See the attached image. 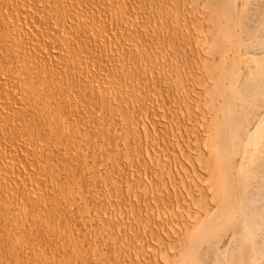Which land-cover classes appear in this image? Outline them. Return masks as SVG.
I'll return each mask as SVG.
<instances>
[{
	"label": "bare ground",
	"instance_id": "bare-ground-1",
	"mask_svg": "<svg viewBox=\"0 0 264 264\" xmlns=\"http://www.w3.org/2000/svg\"><path fill=\"white\" fill-rule=\"evenodd\" d=\"M143 1L0 0V264H264V0L180 61Z\"/></svg>",
	"mask_w": 264,
	"mask_h": 264
},
{
	"label": "rangeland",
	"instance_id": "rangeland-1",
	"mask_svg": "<svg viewBox=\"0 0 264 264\" xmlns=\"http://www.w3.org/2000/svg\"><path fill=\"white\" fill-rule=\"evenodd\" d=\"M247 1H248V6H247L248 8L246 7V9L248 10L246 11L244 9L245 12L247 13V14L245 13L246 15L250 13L253 14V12L259 10L257 9L259 7V5L257 4L259 0H247ZM230 2L231 1L229 0H145L139 3L138 6L135 8H138L137 11L141 14V22L145 24L147 27H149L153 32L151 34L152 36L151 39L148 40L145 36L139 34L137 40L141 45H147L148 47L154 48V50H156L157 48H165L170 52H174L175 57L173 61L185 60V55H183V53H180V52H185L182 50L181 46L185 45L188 48H190L193 52L195 48H193V45L190 43L187 35L185 33H182L180 30H178L179 27H177L176 25L177 22L184 23L193 28L203 29L204 32H206L211 36V38H213V34L211 31H208L207 29L200 27V22L198 21L199 16L196 12H193L194 10L197 9V6L200 7L202 6L203 10L207 12V14L211 17V21H216L217 19H220V21H223L222 24L228 23L227 25L229 27H227V29H224V31H221V33L219 34L220 35L219 37H221L222 41L217 40L218 41L217 43L219 45L220 44L222 45L221 49L223 50V52L226 50L225 52L229 51V52L238 53L240 52V50L246 48V46L243 44H248L249 42H252L254 38L256 39L257 33H255L256 36L250 39L251 35L249 34L250 32L248 31L247 28L252 27V32L253 33L256 32V30L253 31L254 30L253 26L256 25L255 22H257L258 24V21L253 22L254 25L249 22L250 19L251 21H253L254 17H256V19L259 17H257L258 13H255L257 14L256 16H254L255 14H253V16L252 15L244 16V13L242 15L243 12L242 10L241 13H238L239 10L237 11L235 7L232 5V3L230 4ZM249 10H251V12ZM239 14H241L240 16L242 20L245 19L244 20L246 21L245 23H247L249 20V22L246 24L247 28L243 26L244 30L247 29L246 30L247 32L246 31L243 32L244 34L247 33L245 34L246 39L243 37L244 35H242L243 34L242 30L240 29L238 24L240 22ZM242 16L244 17L242 18ZM250 16L252 17L250 18ZM208 22L210 21L208 20ZM240 23L244 24L242 22ZM248 24L250 25L252 24L253 26L252 25L248 26ZM237 26L242 33L241 34L242 36L240 35V33H238L239 35L237 36L241 38L233 36L235 35V33L237 34L236 31H240L237 29ZM233 32L235 33L233 34ZM247 35L250 36L248 37ZM227 38L229 39L227 40ZM243 39L248 40V42L245 41L243 43ZM230 40L231 41L233 40L232 43ZM235 41L242 42L243 43L242 45L245 47H243L241 43L240 44L236 43L235 45ZM249 52H253V51H249ZM165 61L167 60L165 59ZM115 155L118 156V154ZM98 167H100V169H103L104 165L102 163H99ZM232 223H233L232 225L231 222L229 223L230 224L229 227L239 226V223L236 221H233Z\"/></svg>",
	"mask_w": 264,
	"mask_h": 264
}]
</instances>
